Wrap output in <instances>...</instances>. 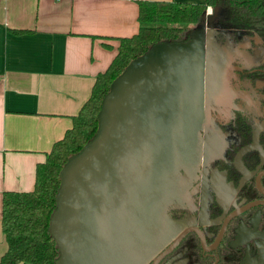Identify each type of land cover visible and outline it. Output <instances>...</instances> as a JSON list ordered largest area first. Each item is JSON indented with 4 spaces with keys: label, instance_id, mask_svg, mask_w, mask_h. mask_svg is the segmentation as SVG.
I'll list each match as a JSON object with an SVG mask.
<instances>
[{
    "label": "water",
    "instance_id": "95a60500",
    "mask_svg": "<svg viewBox=\"0 0 264 264\" xmlns=\"http://www.w3.org/2000/svg\"><path fill=\"white\" fill-rule=\"evenodd\" d=\"M223 13L205 11L187 41L152 45L111 82L95 136L59 172L55 264H148L177 235L167 210L180 171L197 163L209 107L226 89L231 50L213 24Z\"/></svg>",
    "mask_w": 264,
    "mask_h": 264
},
{
    "label": "crops",
    "instance_id": "0c3cea01",
    "mask_svg": "<svg viewBox=\"0 0 264 264\" xmlns=\"http://www.w3.org/2000/svg\"><path fill=\"white\" fill-rule=\"evenodd\" d=\"M138 1L204 0H0V258L3 192L33 189L36 165L72 127L118 40L138 31Z\"/></svg>",
    "mask_w": 264,
    "mask_h": 264
},
{
    "label": "flooded vegetation",
    "instance_id": "af4514ba",
    "mask_svg": "<svg viewBox=\"0 0 264 264\" xmlns=\"http://www.w3.org/2000/svg\"><path fill=\"white\" fill-rule=\"evenodd\" d=\"M258 3L264 9V0ZM260 13L240 22L224 11L213 21L216 41L231 50L226 89L209 107L197 163L180 171L179 194L167 210L177 235L148 264H264V10Z\"/></svg>",
    "mask_w": 264,
    "mask_h": 264
},
{
    "label": "trees",
    "instance_id": "16d2710c",
    "mask_svg": "<svg viewBox=\"0 0 264 264\" xmlns=\"http://www.w3.org/2000/svg\"><path fill=\"white\" fill-rule=\"evenodd\" d=\"M207 7L219 8L229 19L238 17L246 22L260 17L264 10L258 0H204L202 3L174 1H138V31L119 39L116 54L107 69L99 74L91 95L77 115L72 127L56 142L42 163L35 167L33 189L27 192L5 191L1 198V231L6 250L0 264H55L59 253L49 233V222L56 209L55 196L59 188V172L67 160L76 155L95 136L97 113L111 82L135 58L164 41L181 43L200 23ZM261 14V13H260ZM14 35L31 34V30L9 29Z\"/></svg>",
    "mask_w": 264,
    "mask_h": 264
},
{
    "label": "built area",
    "instance_id": "2783aa9c",
    "mask_svg": "<svg viewBox=\"0 0 264 264\" xmlns=\"http://www.w3.org/2000/svg\"><path fill=\"white\" fill-rule=\"evenodd\" d=\"M211 13H212V7H207L206 14H211Z\"/></svg>",
    "mask_w": 264,
    "mask_h": 264
}]
</instances>
